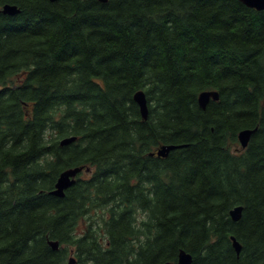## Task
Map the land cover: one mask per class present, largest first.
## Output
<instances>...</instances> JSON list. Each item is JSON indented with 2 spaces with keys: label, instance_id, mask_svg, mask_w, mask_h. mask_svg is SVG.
<instances>
[{
  "label": "trees",
  "instance_id": "1",
  "mask_svg": "<svg viewBox=\"0 0 264 264\" xmlns=\"http://www.w3.org/2000/svg\"><path fill=\"white\" fill-rule=\"evenodd\" d=\"M5 3L21 11H0V264H164L181 249L192 264H264V9ZM165 144L178 147L152 154Z\"/></svg>",
  "mask_w": 264,
  "mask_h": 264
},
{
  "label": "water",
  "instance_id": "2",
  "mask_svg": "<svg viewBox=\"0 0 264 264\" xmlns=\"http://www.w3.org/2000/svg\"><path fill=\"white\" fill-rule=\"evenodd\" d=\"M103 1H105V0H103ZM240 1H242L245 5H247L251 8H255L257 10H263L264 9V0H240ZM2 11L4 13H7V14H15V13L19 12V9L15 5L6 4V5H4V8ZM211 98L218 99L219 98L218 91L213 90V89L202 91L199 95V98H198L201 107L206 108V106H207V104ZM134 99L139 104L143 117L147 118V116H148L147 115L148 114V101H147L145 91L144 90H138L134 95ZM254 131H255V128L254 129L247 128V129H243L239 132L238 137H239L240 143H241L243 148H246L248 146L250 139H251V136L254 133ZM73 140H75V137H73V136L67 137V138L63 139L61 143L62 144H68V143L72 142ZM177 147H178V145L165 144V145L158 147L157 151H155V152H157L159 156H166V155H168V153L171 150H173ZM155 152H153L152 154H154ZM83 170H84V166H80V167L68 168V169L62 171L57 182H56L55 188L53 190H51L50 193L54 194L56 196H64L65 191L76 182L77 176ZM230 213H231V216L234 220H236V221L239 220L243 214V206H241V205L236 206L235 208H233L230 211ZM232 241H233V246H234L235 250L239 254L241 252V249H242V245H241L240 241L237 240L234 235L232 236ZM50 245L54 249H58L60 246V243L57 240H54V241L51 240ZM192 262H193L192 254L185 251L184 249H181L179 252L177 262H165L164 264H192ZM74 263H75V260H74V258H72L69 261V264H74Z\"/></svg>",
  "mask_w": 264,
  "mask_h": 264
},
{
  "label": "bare ground",
  "instance_id": "3",
  "mask_svg": "<svg viewBox=\"0 0 264 264\" xmlns=\"http://www.w3.org/2000/svg\"><path fill=\"white\" fill-rule=\"evenodd\" d=\"M103 1V0H102ZM106 1V0H105ZM6 4H10V5H15V6H17V8L19 9V12L21 11V9L19 8V6L18 5H16V4H12V3H5V4H3V6L2 7H0V11L1 12H3L2 10H3V8H4V5H6ZM19 12H17V13H19ZM4 13V12H3ZM17 13H15V14H17ZM4 14H7V13H4ZM15 14H8V15H15ZM213 90H215V89H213ZM216 91H218V90H216ZM219 93V92H218ZM219 99V98H218ZM218 99H213V98H211L210 100H218ZM210 102V101H209ZM208 102V103H209ZM207 107V106H206ZM205 109V108H204ZM148 111H149V107H148ZM148 115V114H147ZM146 119V118H145ZM68 137H72V136H68ZM73 137H75V140L77 139V137L76 136H73ZM65 138H67V137H65ZM65 138H63V139H65ZM62 139V140H63ZM62 140H61V142H62ZM75 140H73V141H75ZM72 141V142H73ZM71 143V142H70ZM62 144V143H61ZM69 144V143H68ZM62 145H65V144H62ZM169 145V144H168ZM174 145V144H173ZM176 149V148H175ZM158 154V153H157ZM159 156V155H158ZM77 167H80V166H77ZM87 170V169H86ZM84 171V170H83ZM83 171H81V172H83ZM80 172V173H81ZM61 174V173H60ZM60 176V175H59ZM59 178V177H58ZM58 180V179H57ZM57 182V181H56ZM55 185H56V183H55ZM54 188H55V186H54ZM53 188V189H54ZM52 189V190H53ZM231 214V213H230ZM232 239V238H231ZM54 241V240H53Z\"/></svg>",
  "mask_w": 264,
  "mask_h": 264
},
{
  "label": "rangeland",
  "instance_id": "4",
  "mask_svg": "<svg viewBox=\"0 0 264 264\" xmlns=\"http://www.w3.org/2000/svg\"><path fill=\"white\" fill-rule=\"evenodd\" d=\"M73 258V255L72 256H70V259L69 260H71ZM75 264V263H74Z\"/></svg>",
  "mask_w": 264,
  "mask_h": 264
}]
</instances>
